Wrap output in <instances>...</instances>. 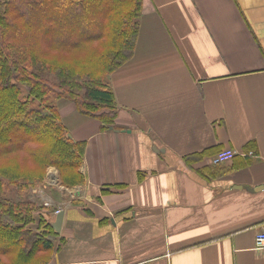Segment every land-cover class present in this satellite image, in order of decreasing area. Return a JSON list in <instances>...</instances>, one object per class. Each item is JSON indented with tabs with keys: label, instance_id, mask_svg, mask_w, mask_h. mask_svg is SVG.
Returning <instances> with one entry per match:
<instances>
[{
	"label": "crops",
	"instance_id": "crops-1",
	"mask_svg": "<svg viewBox=\"0 0 264 264\" xmlns=\"http://www.w3.org/2000/svg\"><path fill=\"white\" fill-rule=\"evenodd\" d=\"M142 4L114 123L58 100L86 179L50 165L32 189L49 222L64 211L41 264H264V0Z\"/></svg>",
	"mask_w": 264,
	"mask_h": 264
},
{
	"label": "trees",
	"instance_id": "trees-1",
	"mask_svg": "<svg viewBox=\"0 0 264 264\" xmlns=\"http://www.w3.org/2000/svg\"><path fill=\"white\" fill-rule=\"evenodd\" d=\"M142 5V0H0V264L47 259L55 231L32 189L50 165L65 185L86 179L85 141L67 136L58 100L98 117L102 128L114 123L109 74L135 48Z\"/></svg>",
	"mask_w": 264,
	"mask_h": 264
},
{
	"label": "built area",
	"instance_id": "built-area-1",
	"mask_svg": "<svg viewBox=\"0 0 264 264\" xmlns=\"http://www.w3.org/2000/svg\"><path fill=\"white\" fill-rule=\"evenodd\" d=\"M234 154L235 150L232 148L221 149L216 152L211 161H213L214 164L225 162L226 160L232 158ZM55 212H58V209H56ZM255 247L260 250L264 249V227L261 228L255 235Z\"/></svg>",
	"mask_w": 264,
	"mask_h": 264
},
{
	"label": "water",
	"instance_id": "water-1",
	"mask_svg": "<svg viewBox=\"0 0 264 264\" xmlns=\"http://www.w3.org/2000/svg\"><path fill=\"white\" fill-rule=\"evenodd\" d=\"M67 135L69 137L71 136L70 133H67ZM63 215H64V211L63 210H59L56 213L55 220H54V222L51 223L52 224V227L54 228V230H56V231H59L60 230L61 223H62V220H63Z\"/></svg>",
	"mask_w": 264,
	"mask_h": 264
},
{
	"label": "rangeland",
	"instance_id": "rangeland-1",
	"mask_svg": "<svg viewBox=\"0 0 264 264\" xmlns=\"http://www.w3.org/2000/svg\"><path fill=\"white\" fill-rule=\"evenodd\" d=\"M93 120H96V121H97V120H99V119H98V118H96V117H94V119H93ZM97 122H98V121H97ZM68 133H70V132H68Z\"/></svg>",
	"mask_w": 264,
	"mask_h": 264
}]
</instances>
